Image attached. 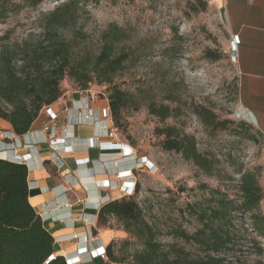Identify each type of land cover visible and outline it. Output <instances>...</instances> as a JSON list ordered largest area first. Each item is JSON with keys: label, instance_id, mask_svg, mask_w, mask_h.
Instances as JSON below:
<instances>
[{"label": "rangeland", "instance_id": "1", "mask_svg": "<svg viewBox=\"0 0 264 264\" xmlns=\"http://www.w3.org/2000/svg\"><path fill=\"white\" fill-rule=\"evenodd\" d=\"M60 1L44 0L37 8L0 21V35L9 33L12 41L37 40L46 14ZM77 18L75 25L61 30L73 43L75 60L93 59L102 33L111 24L126 33L117 47V53L128 55L124 68L112 83L94 81L90 87L107 93L118 87L129 94L119 122L113 119L119 128L116 140L133 153L128 158L136 182L132 197L153 226L156 239L166 250L180 246L192 257H203L207 247L186 242L176 230L193 234L213 227L231 237L219 253L225 264H264V236L254 229L248 214L233 208L241 203L244 172H254L264 191V139L238 112V70L216 1L101 0L88 4ZM61 87L73 91L80 86L66 76ZM152 104L168 107V115L152 113ZM196 110L213 112L214 122L225 123L222 127L206 124ZM169 127L174 128V137L195 139L208 160L205 166L164 149L163 130ZM123 192L119 187L117 196H125ZM213 208L220 213L213 215ZM258 212L264 217V197ZM106 225L123 232L111 243L119 258L133 264L132 256L142 250V241L126 232L115 217Z\"/></svg>", "mask_w": 264, "mask_h": 264}, {"label": "trees", "instance_id": "2", "mask_svg": "<svg viewBox=\"0 0 264 264\" xmlns=\"http://www.w3.org/2000/svg\"><path fill=\"white\" fill-rule=\"evenodd\" d=\"M100 1H60L46 14L43 34L37 40L12 41L9 33L0 35V120L8 121L17 135L26 134L40 112L63 95L61 82L66 76L77 82L79 90H86L94 81L112 83L114 76L124 68L128 55L124 51L117 53V47L126 33L118 25L111 24L102 33L99 52L93 59L86 56L75 60L73 43L61 32L77 23L78 13L88 4ZM43 2L0 0V21L25 9L37 8ZM107 96L117 123L122 108L129 102V94L114 87ZM150 110L162 117L168 115L166 106L158 108L152 104ZM196 113L206 124L222 127L225 123L214 122L215 114L208 110H196ZM163 133L166 136L164 149L181 152L185 159H192L202 167L207 164L204 162L208 160L198 151L193 137H174L173 127ZM28 174L26 164L0 158V264H68L64 256L54 254V237L29 201ZM239 190L241 203L233 208L248 214L254 229L264 236V217L258 212L264 191L254 172L246 171L241 175ZM132 196L125 195L105 204L99 212V224L106 225L115 217L126 232L142 241V250L132 256L133 264H225V258L219 253L231 240L228 233L223 236L213 227L210 232L201 228L193 234L178 229V237L189 243H202L207 247V254L192 257L180 246L166 250ZM211 213L217 215L220 210L213 208ZM106 255L114 263L126 264L125 257L116 255L113 243L106 247Z\"/></svg>", "mask_w": 264, "mask_h": 264}, {"label": "crops", "instance_id": "3", "mask_svg": "<svg viewBox=\"0 0 264 264\" xmlns=\"http://www.w3.org/2000/svg\"><path fill=\"white\" fill-rule=\"evenodd\" d=\"M215 1L232 44L236 43L238 112L264 139V0ZM107 105L103 98L85 100L81 90L64 91L49 106L57 115V151L44 141L51 111L42 110L24 135L0 120V133L8 131L12 137L2 140L0 150L10 157L27 155L29 201L54 237V254L64 256L68 264H117L103 253L123 232L99 224V212L122 196L117 193L124 183L132 186L133 166L122 158L118 140L106 134ZM88 113L92 122H82Z\"/></svg>", "mask_w": 264, "mask_h": 264}, {"label": "built area", "instance_id": "4", "mask_svg": "<svg viewBox=\"0 0 264 264\" xmlns=\"http://www.w3.org/2000/svg\"><path fill=\"white\" fill-rule=\"evenodd\" d=\"M235 49H236V43H233L232 44V50L234 51ZM81 94H82L83 98L87 101L94 102L97 99L103 98L108 102V105L104 108V119H105V121L110 122V124L108 126H106V134L109 137L116 139L117 135H118L119 128L114 123L106 91L104 89H98L95 87H90L89 89L81 90ZM44 109L51 111L49 109V106L45 107ZM50 115H51L50 121L44 125L43 131L46 133L44 141L49 144L50 148L53 151H57L60 147V142H59L60 138L57 136V126L54 123V121L57 119V115L52 111H51ZM92 118H93V116L88 113L82 117L81 121L82 122H92ZM6 139H12V137H10L8 131L0 133V143L2 142V140H6ZM97 139H98V137L96 136L95 143L98 141ZM116 144H118V146H120L121 154L124 156L125 159H128L131 157V155L133 153L127 152V150H128V147H126L127 145H125L123 143H119V142H117ZM27 146L30 147L31 145L27 144ZM4 154H5V150H0V158L1 159H6V160L18 162V163H24L27 165L28 169H30V166L28 165L27 155L17 154L15 156L10 157L7 155L5 156ZM130 178L133 182L132 186L124 183L125 185L121 187L122 190L124 191L123 192L124 195H132L135 191L136 182H135V180H133L132 176H130ZM103 256H106V252L103 253Z\"/></svg>", "mask_w": 264, "mask_h": 264}]
</instances>
